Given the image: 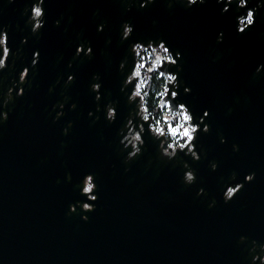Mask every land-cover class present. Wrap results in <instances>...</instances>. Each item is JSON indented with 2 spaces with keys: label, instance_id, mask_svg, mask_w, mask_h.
I'll list each match as a JSON object with an SVG mask.
<instances>
[{
  "label": "water",
  "instance_id": "1",
  "mask_svg": "<svg viewBox=\"0 0 264 264\" xmlns=\"http://www.w3.org/2000/svg\"><path fill=\"white\" fill-rule=\"evenodd\" d=\"M32 2L0 0V25H8L15 53L0 72V92L40 50L25 94L4 109L9 117L0 123V264H248L251 241L264 242V72L254 74L264 63V7L237 33L235 17L245 9L233 4L221 13L216 0L192 8L183 0H154L143 9L139 0H45V26L33 34L27 21ZM124 21L134 32L122 41ZM100 23L103 31H97ZM158 38L182 52L178 99L194 120L209 110L210 130L194 141L202 149L199 161L179 151L174 160L161 157L150 135L141 154L124 161L119 130L133 105L128 90L121 91L125 70L119 65L131 42ZM85 41L91 57H75ZM69 72L75 79L65 85ZM93 74L102 81L100 101L90 90ZM109 100L118 108L111 123L103 113ZM57 111L64 114L54 120ZM185 161L196 171L192 185L183 183ZM250 170L256 179L224 203L221 186L231 173L239 182ZM89 171L98 199L83 221L79 207L69 212L68 205L86 199L78 185ZM199 187L205 188L201 196Z\"/></svg>",
  "mask_w": 264,
  "mask_h": 264
},
{
  "label": "clouds",
  "instance_id": "2",
  "mask_svg": "<svg viewBox=\"0 0 264 264\" xmlns=\"http://www.w3.org/2000/svg\"><path fill=\"white\" fill-rule=\"evenodd\" d=\"M154 3V0H139V8L143 9L148 5ZM185 7L192 8L193 6L203 5L206 0H183ZM217 4H223L220 9L221 13L229 11L230 7L235 4L238 9H245L235 17V30L237 33H244L254 24L255 16L259 9L264 7V0H256V3L249 7V0H216ZM45 0H33L30 7V14L27 15V21L31 25V32L38 33L40 29L45 26ZM132 5L129 4L128 8ZM29 9L25 7L24 13L27 14ZM55 23L59 25L60 21ZM104 24L97 25V31H103ZM134 32V26L129 21H124L122 24V32L120 39L128 40ZM224 33L221 31L217 34V42L223 41ZM27 36H22L21 44H26ZM93 48L88 42H81L76 45L75 57H91ZM12 48L9 46V30L8 25H0V72L9 67V59L14 56ZM175 57V58H174ZM181 51H170V46L165 39H137L131 42L128 56L120 62V69L123 72L121 91H127V100L133 105L132 110L126 117V122L123 123L119 132L121 139L119 143L123 146L126 154L124 156L125 163L134 160L141 154L146 143L145 136L150 135L161 157L167 160H174L178 151L185 156L199 161L201 159V151H197V145L194 141L197 139L198 132L207 133L210 130V124L205 122V118L209 116V110L205 108L203 115L194 120V114L189 106L178 99V89L180 82L178 81L179 66L178 60L182 59ZM40 61V50L34 49L31 53L30 65H23L18 71V79L13 78L10 86L6 91L0 92V123L6 121L9 117V110H4L12 103L15 98L21 97L25 94L24 85L27 84L30 77V69ZM167 65V66H166ZM127 66V68H126ZM168 66H175L176 71H170ZM68 68H72V62L68 64ZM264 72V63L257 64L254 74ZM75 79V73L69 72L66 75L64 84H70ZM171 86V89H170ZM102 81L99 74H93L92 82L90 83V90L94 93V100L100 101L103 93ZM51 91V89H50ZM184 93H190L191 88L184 86ZM171 95L170 99H166ZM55 107V105L53 106ZM60 109L64 108V104L60 103ZM74 109L76 104L69 105ZM100 105L97 104V111H100ZM104 118L109 122H114L117 119L118 108L115 101L109 100L103 105ZM64 113L57 111L53 118L58 119ZM92 116L91 111L88 112ZM96 119H99L97 116ZM202 125V127H201ZM71 126L69 121L68 127ZM68 127L63 129L67 134ZM226 142V137L220 136V143ZM130 146V150H129ZM233 151H238L237 144L232 145ZM212 171L218 168V164L214 161L210 162ZM183 183L185 185H192L196 181V171L185 161L183 163ZM256 171H247L243 175V179L237 181V174L232 172L228 180L224 182L222 187V199L224 203L232 201L244 188L245 184H251L256 179ZM69 175V179H70ZM232 181V182H228ZM82 186L78 185L80 194L86 199L77 200L75 203L68 205L69 212H76L77 207L81 211L80 218L83 221H88V212H92L96 208L95 201L98 199L97 183L95 174L91 171L83 175ZM205 193L204 187H199L196 191L197 196ZM216 203L213 199L209 203V207ZM243 242L247 238L243 235L239 237ZM250 259L248 264H264V242L256 239L251 241V246L247 249Z\"/></svg>",
  "mask_w": 264,
  "mask_h": 264
}]
</instances>
